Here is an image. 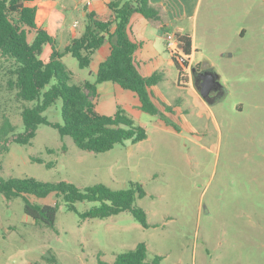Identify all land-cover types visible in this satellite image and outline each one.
I'll use <instances>...</instances> for the list:
<instances>
[{
	"label": "rangeland",
	"instance_id": "374dc122",
	"mask_svg": "<svg viewBox=\"0 0 264 264\" xmlns=\"http://www.w3.org/2000/svg\"><path fill=\"white\" fill-rule=\"evenodd\" d=\"M47 2L53 15L46 26L56 49L63 52L86 27L83 3ZM258 4L215 2V11L229 13L230 22L227 29L223 23L217 25L213 41L199 40L194 62V67L215 62L226 88L212 110L201 113L188 96V114L145 113L135 123L146 129V140L126 141L101 154L79 149L71 137L47 125L39 127L29 145L12 142L25 132L22 110L34 104L17 101L8 90L13 62L0 55V121L8 118L16 127L8 151L0 153V179L65 181L80 189L104 184L127 190L139 184L146 196L135 205L146 212L149 224L143 227L129 211L84 220L81 215L99 202H77L76 210L70 211L55 193L46 198L27 195L39 206L58 205L53 229L26 215L23 197L9 200L0 192V264H114L117 256L140 243L148 248L147 262L161 256L162 264H264V21L257 18L264 11ZM50 52L47 48L42 58ZM62 61L71 73V85L95 81L72 55ZM229 61L235 65L230 70ZM167 77L164 84L172 88L159 87L161 106L164 99L174 103L186 95L179 89L175 66ZM62 107L60 99L43 115L63 124Z\"/></svg>",
	"mask_w": 264,
	"mask_h": 264
},
{
	"label": "trees",
	"instance_id": "16d2710c",
	"mask_svg": "<svg viewBox=\"0 0 264 264\" xmlns=\"http://www.w3.org/2000/svg\"><path fill=\"white\" fill-rule=\"evenodd\" d=\"M32 1L0 0V55L13 62L9 70L8 90L15 93L17 101L34 104L25 107L21 113L25 132L14 136L11 141L20 145L31 144L41 125L57 129L62 137H71L79 149L95 154L109 152L126 141L137 144L146 140V129L137 125L123 109L119 108L113 116L101 115L96 111V100L99 96L98 86L112 82L135 93L144 113L159 115L160 110L154 102L151 88L163 81L164 74L155 73L148 78L141 75L135 61L139 45L132 41L129 34L134 14H141L151 20L159 19V12L151 6L150 0L111 2L109 7L113 14L107 20H100L97 13L88 12L84 33L63 52L58 51L54 39L38 27L37 8L25 5ZM30 34L34 36L31 41ZM179 40L184 55L191 57V36L181 35ZM106 42L111 44V54L101 63L95 81L71 85V73L62 58L70 54L77 59L81 69H88L94 55ZM47 45L52 46V53L50 59L45 61L41 56ZM177 67L182 78L184 71ZM60 99L63 102V124L50 122L43 115ZM15 129L8 118H4L2 123L0 121V153L8 151L9 136ZM32 160L43 163L39 158ZM0 192L9 200L23 197L26 215L37 225L53 229L58 205L39 206L31 203L27 195L46 198L55 193L66 201L70 211L76 210L77 202H99L100 206L83 213L81 217L84 220L104 219L129 211L143 227H149L146 212L135 205L136 199L146 196L139 184H132V188L127 190H112L104 184L80 189L65 181L55 183L34 178H10L0 179ZM147 252L146 244L140 243L135 249L117 256L114 264H162L161 256L147 262ZM50 261L56 262V258L52 257ZM100 264L107 263L100 261Z\"/></svg>",
	"mask_w": 264,
	"mask_h": 264
},
{
	"label": "crops",
	"instance_id": "0c3cea01",
	"mask_svg": "<svg viewBox=\"0 0 264 264\" xmlns=\"http://www.w3.org/2000/svg\"><path fill=\"white\" fill-rule=\"evenodd\" d=\"M47 1L50 0H34L25 3V5L37 8L36 20L38 27L45 30L55 42V37L46 26L53 15V10ZM119 1L121 0H82L83 10L85 11L84 16L86 17L88 12H95L100 20H107L113 14L109 4L111 2ZM216 1L217 0H150L151 6L159 12L160 17L158 20L147 19L141 14H134L131 18L129 34L132 41L139 45L135 53V61L139 72L146 78L151 77L155 73L164 74L163 81L151 88L154 102L160 110V116L164 112L174 114L176 111H180L182 114H188L190 112L189 109L191 108V105L190 107H187V99L189 97L198 108H201V113H203L205 109L212 110V104H209L201 96L191 71L196 60V52L199 50V40L209 39L213 41L215 39L213 34L215 33L217 25L223 23L225 29H227L230 22L229 13L225 12V14L222 15L215 11ZM258 3V6L264 11V0H258ZM228 4L229 3H227V5ZM257 18L264 21V15L258 14ZM218 30L220 29H217V32ZM84 31L85 29L81 31L80 36ZM246 31V29L242 30L240 35L244 37ZM168 33H178L182 36L190 35L193 46L192 55L189 59V69L185 70L186 73H184L182 78L180 77L179 72L178 78L179 89L184 90L186 95H180L174 103H168L167 100L164 99V106H161V104L158 105V98L156 97L158 94H160L159 96H162L163 94L159 87L171 89L172 87L169 84L165 86L166 84L164 83L168 80L167 75L171 72L172 66H175L178 69L177 64L167 50L166 35ZM79 37H76L75 39ZM71 43H69V45ZM47 48H50L51 52L47 58H42L45 61L50 59L52 53V46L47 45L44 48L43 54ZM221 53L222 51L219 55ZM110 54L111 44L109 42H106L96 52L93 62L90 68H88L94 78L101 63H103ZM224 56L222 53V57ZM233 56H230V58ZM205 65L216 71L215 68L217 66L212 60L205 62ZM226 66L230 70L235 65L229 61ZM98 93L99 96L96 100V111L99 114L113 116L118 108H121L134 121L143 118L145 113L141 110L140 99L135 93L125 90L118 84L112 82L100 84L98 86Z\"/></svg>",
	"mask_w": 264,
	"mask_h": 264
},
{
	"label": "flooded vegetation",
	"instance_id": "af4514ba",
	"mask_svg": "<svg viewBox=\"0 0 264 264\" xmlns=\"http://www.w3.org/2000/svg\"><path fill=\"white\" fill-rule=\"evenodd\" d=\"M193 78L195 80L196 86L200 92L201 89H203V83L207 82L209 76L212 73H216L212 68L204 66H198L193 67L191 71ZM226 93L225 88H218L212 91L210 97L208 98V103L214 105L217 103L220 99L223 98L224 94Z\"/></svg>",
	"mask_w": 264,
	"mask_h": 264
},
{
	"label": "built area",
	"instance_id": "2783aa9c",
	"mask_svg": "<svg viewBox=\"0 0 264 264\" xmlns=\"http://www.w3.org/2000/svg\"><path fill=\"white\" fill-rule=\"evenodd\" d=\"M180 36L181 35L178 33H168L166 35V46L174 62L183 69L184 73H186L185 70L189 69L190 57L185 56L182 51L183 48H180L182 45L179 40Z\"/></svg>",
	"mask_w": 264,
	"mask_h": 264
},
{
	"label": "water",
	"instance_id": "95a60500",
	"mask_svg": "<svg viewBox=\"0 0 264 264\" xmlns=\"http://www.w3.org/2000/svg\"><path fill=\"white\" fill-rule=\"evenodd\" d=\"M180 48H183V45ZM218 88L222 89L224 86L220 82V76L217 73H212L207 82L203 83V89L200 90V94L204 100L208 101L212 91Z\"/></svg>",
	"mask_w": 264,
	"mask_h": 264
}]
</instances>
